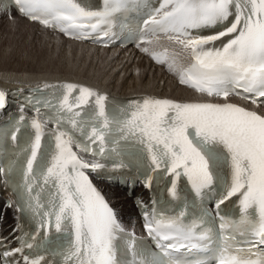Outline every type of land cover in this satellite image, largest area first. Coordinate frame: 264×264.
<instances>
[{
  "label": "bare ground",
  "instance_id": "bare-ground-1",
  "mask_svg": "<svg viewBox=\"0 0 264 264\" xmlns=\"http://www.w3.org/2000/svg\"><path fill=\"white\" fill-rule=\"evenodd\" d=\"M4 16H10L11 19H6ZM1 17H4V20L7 21V23L21 24L26 33L30 34L29 36L31 38L39 37V35L36 34L38 32L42 37L65 43L68 45V47H81L84 50L101 53L111 50V55L115 57L120 55L118 57L120 63L123 62L132 66H134L135 64L136 67H139L141 64L146 63L150 66L151 69L156 70V73L151 74V72H148V75L141 73L137 76L136 73H129L128 75L119 74L120 76L117 75L116 77H113L111 75L112 77H107L94 75L95 73H93L91 69L89 70L90 73L88 72L84 75L82 71L79 70L76 66H70L69 64L61 66V69H59L60 71L56 72H43L41 70L39 72L16 71L13 69L6 70L0 68V93L5 98L9 97L8 93L13 89H25L33 85L59 86L60 88L62 87V90L65 88L66 92L67 90H69V88L72 87V85H84L86 88H93L95 90L102 91L109 97L120 99H137L140 97L148 96H161L180 100L206 99L203 94L182 85L181 80H179L175 75L176 68L178 66H182L183 64L185 65L189 60L187 52L186 55L184 53L186 49L185 47L190 44L188 43V41L181 39H179V41H175L171 39L169 43H166L169 51L171 52V54H173L172 63L168 66V70L172 72H169L167 70H163L160 66L151 64L148 59L144 57L143 53L141 54L139 52V50H133L129 48L108 49L81 44L69 39H63L57 33L49 32L40 25L34 22H28L25 19L20 18L12 13L9 15H6V13H0V18ZM154 45L155 42H150L147 44V46L150 48H152ZM125 70V73L128 72V69ZM66 83L69 84L68 88L65 86ZM77 94L78 92L75 91L74 97H76ZM14 109L15 105L11 103V100H9L6 106L3 109H0V121ZM257 109L264 115V108ZM95 184L107 199V201L110 203V205L114 208L116 216L121 225L127 229H136L135 212L131 205L130 199L125 195V189L121 186L108 184L102 181H95ZM137 190L138 189H136L135 191ZM0 197H8V193L4 190L1 183ZM3 202L4 201L2 200V198H0V209L3 208V219L1 221V227L11 224V214L14 210L13 204L9 208L2 207Z\"/></svg>",
  "mask_w": 264,
  "mask_h": 264
},
{
  "label": "rangeland",
  "instance_id": "rangeland-1",
  "mask_svg": "<svg viewBox=\"0 0 264 264\" xmlns=\"http://www.w3.org/2000/svg\"><path fill=\"white\" fill-rule=\"evenodd\" d=\"M4 17L11 19L10 16ZM4 17L0 18V68L16 71L56 72L60 71L61 66L69 64L76 66L84 75L90 69L95 73L94 75L107 77L129 73H136L137 76L141 73L147 75L150 72L151 74L156 73V70L151 69L146 63L139 67L135 64L132 66L120 63L118 60L120 55L116 57L111 55V50L102 53L94 51V53L81 47H68L65 43L42 37L38 32L36 34L39 37L31 38L21 24L7 23ZM125 69H128V72L125 73Z\"/></svg>",
  "mask_w": 264,
  "mask_h": 264
}]
</instances>
